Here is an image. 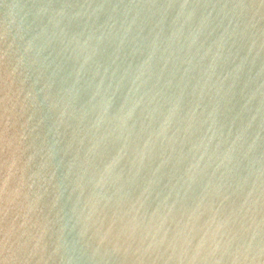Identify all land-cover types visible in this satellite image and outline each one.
<instances>
[{
    "label": "water",
    "instance_id": "95a60500",
    "mask_svg": "<svg viewBox=\"0 0 264 264\" xmlns=\"http://www.w3.org/2000/svg\"><path fill=\"white\" fill-rule=\"evenodd\" d=\"M0 264H264V0H0Z\"/></svg>",
    "mask_w": 264,
    "mask_h": 264
}]
</instances>
